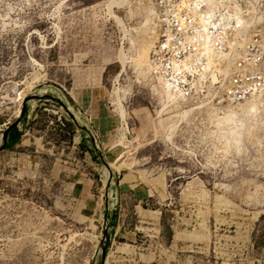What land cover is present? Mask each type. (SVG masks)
<instances>
[{
	"label": "rangeland",
	"instance_id": "1",
	"mask_svg": "<svg viewBox=\"0 0 264 264\" xmlns=\"http://www.w3.org/2000/svg\"><path fill=\"white\" fill-rule=\"evenodd\" d=\"M110 2L0 0V148L37 97L0 154V264H264V94L174 100L154 0Z\"/></svg>",
	"mask_w": 264,
	"mask_h": 264
},
{
	"label": "built area",
	"instance_id": "2",
	"mask_svg": "<svg viewBox=\"0 0 264 264\" xmlns=\"http://www.w3.org/2000/svg\"><path fill=\"white\" fill-rule=\"evenodd\" d=\"M262 2L154 0L158 33L149 57L154 76L174 95L218 108L263 96L264 16L260 6L253 8ZM238 17L245 21L239 24Z\"/></svg>",
	"mask_w": 264,
	"mask_h": 264
},
{
	"label": "water",
	"instance_id": "3",
	"mask_svg": "<svg viewBox=\"0 0 264 264\" xmlns=\"http://www.w3.org/2000/svg\"><path fill=\"white\" fill-rule=\"evenodd\" d=\"M37 97H33V98H27L25 100V102L23 103V110L22 113L20 115V117L18 118L17 122L12 124L10 126V128H8V130L4 133L3 135V144L2 147L0 148V154L4 151L7 150V148L10 145V140H11V135L13 133L14 130L16 129H20L22 124H23V120L25 119V117L27 116V112H28V105L29 103L32 101V99H35ZM107 170H108V165L106 164ZM113 173L109 171V178L106 184V187L109 189L110 188V184L113 180ZM105 246V243L103 244ZM106 252H107V248L104 247L103 248V252H102V263L101 264H105V259H106Z\"/></svg>",
	"mask_w": 264,
	"mask_h": 264
},
{
	"label": "bare ground",
	"instance_id": "4",
	"mask_svg": "<svg viewBox=\"0 0 264 264\" xmlns=\"http://www.w3.org/2000/svg\"><path fill=\"white\" fill-rule=\"evenodd\" d=\"M127 0H111V2H110V5L108 6V9H109V14L111 15V16H114L113 15V12H112V9H113V7L114 6H118V7H121V5H123L125 2H126ZM152 16H155L156 17V19H157V15H156V9H155V7L153 8V15ZM239 16V15H238ZM158 21V20H157ZM245 20L244 19H242V18H240V17H238V22H239V24H241V23H243ZM149 57H150V54H149ZM121 61H122V63H123V65L125 66V64H126V62H127V59L126 58H121ZM150 64V63H149ZM156 78L158 79V76H156ZM165 86V85H164ZM166 87V89L168 90V92L173 96V98H174V100H178V99H184L183 97H181V96H179V95H174L172 92H170L169 91V88L167 87V86H165ZM259 97H262V96H259ZM259 97H255V98H253L252 100H250V101H253V100H256L257 98H259ZM250 101H247L246 103H248V102H250ZM246 103H242V104H246ZM242 104H239V105H242ZM119 105H120V109H121V102L119 101ZM239 105H237V106H239ZM198 108H204V107H198ZM198 108H195L194 110H197ZM122 111H123V109H121ZM189 113H191V112H186L185 113V115H188ZM122 117H123V120L124 121H126V119H125V114H124V112H122ZM109 170H111V169H116L117 171H119V169L117 168V167H115V166H111L110 164H109Z\"/></svg>",
	"mask_w": 264,
	"mask_h": 264
},
{
	"label": "crops",
	"instance_id": "5",
	"mask_svg": "<svg viewBox=\"0 0 264 264\" xmlns=\"http://www.w3.org/2000/svg\"><path fill=\"white\" fill-rule=\"evenodd\" d=\"M83 143H84V145H86V146L83 145L85 147V149H89V143L88 142H84V141H83ZM90 150H91V147H90ZM93 158H94V160L96 159V154H93ZM121 169H122V167H121ZM114 181H115V177H113V180H112V182L110 184V188H109V192L111 193V197H114V195L117 194L119 192V190L121 189V184H120V187H119V185L117 184L116 181H115V184H114ZM113 201H115V202H113ZM116 202H117L116 199L112 198V203L114 205H115ZM117 215H118L117 212H115V214L114 213H112V214L107 213V218L111 217L112 219H114V217L116 218Z\"/></svg>",
	"mask_w": 264,
	"mask_h": 264
},
{
	"label": "trees",
	"instance_id": "6",
	"mask_svg": "<svg viewBox=\"0 0 264 264\" xmlns=\"http://www.w3.org/2000/svg\"><path fill=\"white\" fill-rule=\"evenodd\" d=\"M27 113H28V112H27ZM19 130H20V129H16V130L13 131V133H12V135H11V141H10V142H12V141H13V142L11 143L10 147H8V149H9V148H13L14 146L20 144L23 135L20 134Z\"/></svg>",
	"mask_w": 264,
	"mask_h": 264
}]
</instances>
